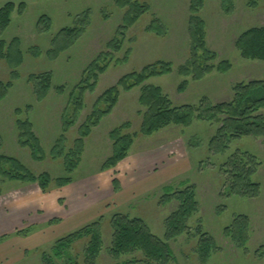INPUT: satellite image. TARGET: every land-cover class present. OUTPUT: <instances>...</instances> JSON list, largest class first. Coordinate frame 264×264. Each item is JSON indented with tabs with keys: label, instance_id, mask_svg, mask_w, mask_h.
Returning a JSON list of instances; mask_svg holds the SVG:
<instances>
[{
	"label": "rangeland",
	"instance_id": "1",
	"mask_svg": "<svg viewBox=\"0 0 264 264\" xmlns=\"http://www.w3.org/2000/svg\"><path fill=\"white\" fill-rule=\"evenodd\" d=\"M138 2L148 10L127 27L124 22L127 10L120 9L115 0H0V8L10 3L14 6L8 26L0 32V42L4 43L2 54L10 55L9 59L0 58V83L9 86L0 100V155L19 161L36 177L41 174H48L51 179L67 177L64 159L49 157L51 148L62 136L64 154L74 150L75 141L80 139L79 130L94 108L104 110L107 106L97 103L100 96L110 88L119 91L111 114L83 139L80 162L69 175L72 187L65 193L66 186L43 192L36 183L7 180L0 175V201L23 190L45 195L48 201L64 195L65 204L70 201L80 204L89 199V210L99 206L110 197L105 173L112 168L105 173L101 171L113 154L109 134L128 124L127 129L120 131L137 137L127 156L152 155L164 158L163 161L177 158L180 163L165 178L163 186L150 187L155 181L146 180L128 198L127 204L107 210L100 217L102 246L95 264H117L131 258L121 255L115 259L108 251L113 215L140 218L153 235L162 239L163 221L179 205L175 200L159 205L167 192L164 188L183 190L186 186L194 188L198 210L187 222L189 232L169 242L174 260L170 264H264V138L241 137L232 141L225 153L210 154L208 143L218 125L200 120H193L187 127L170 126L143 137L139 130L145 109L138 102L140 88L125 92L118 86L122 78L133 72L166 63L170 65L169 74L150 78L144 84L159 87L173 106L194 107L204 98L213 105L231 102L235 86L264 81V62L244 60L236 49L242 33L264 29V0H204L199 16L205 23L206 49L213 55L206 64L215 68L199 81L191 75H180L182 68L192 69V62L202 54L198 50L195 57L192 51L188 30L190 0ZM66 29L80 34L76 40H70L62 33ZM66 42L67 47L60 50ZM18 55L20 63L15 62ZM223 62L229 64L225 73L216 70ZM91 74L98 75L97 80ZM46 79L49 90L39 97ZM95 81L94 89H89ZM184 81L187 86L180 93L178 87ZM81 90L84 91L80 93ZM256 115L264 118V108L256 111ZM17 121L31 124L44 154L42 160H34L28 146L21 145ZM236 151L254 155L261 164L252 176V181L260 185L257 198L229 195V181L219 167ZM1 165L2 170L14 174L10 164ZM159 165L155 164L154 168ZM41 202L54 207L46 200ZM56 209L63 211L60 207ZM239 216H245L249 222L243 248L236 247L224 233ZM92 217L90 211L89 219ZM201 233L211 237L218 250L206 262L196 253ZM87 242L85 237L77 240L68 253L81 262L86 256ZM53 245L40 253H29L18 264H65L66 260L59 261L53 256Z\"/></svg>",
	"mask_w": 264,
	"mask_h": 264
},
{
	"label": "trees",
	"instance_id": "2",
	"mask_svg": "<svg viewBox=\"0 0 264 264\" xmlns=\"http://www.w3.org/2000/svg\"><path fill=\"white\" fill-rule=\"evenodd\" d=\"M225 1V0H224ZM230 1V0H229ZM204 0H190L188 19V30L192 42V51L197 56V51L201 50V56H197L192 62V69L185 67L180 71V75L192 76L193 80L199 81L204 75L209 74L215 67L209 66L206 62L213 55L206 49L205 23L199 16L203 8ZM120 9H126L124 22L127 27L132 26L138 18L143 15L148 7L138 0H115ZM228 4V3H227ZM13 4H6L0 8V32H2L10 22V12ZM20 9L22 4H20ZM230 5L228 4V8ZM48 20V19H47ZM153 29V28H152ZM151 30V27H150ZM70 40H76L80 32L76 30H62ZM68 42L60 50H64ZM4 43L0 42V58L9 59V53L2 54ZM236 49L244 60L264 62V29H250L242 33L237 42ZM16 63H20L19 55ZM229 64L220 63L216 70L221 73L227 72ZM104 69H100L103 72ZM170 65L158 63V65L148 66L140 72H133L118 82L125 92L131 91L135 87L140 88L139 105L145 111L142 114L140 125V135L150 137L170 126L187 127L193 120H200L218 125L213 138L208 143L210 154H223L229 145L235 139L241 137L264 138V118L256 115V111L264 108V81H253L248 84H239L233 89V100L219 104H211L207 99H202L197 106L175 107L172 102L163 95L161 89L152 85H145L144 82L153 77L163 76L170 73ZM94 80L98 75L91 74ZM96 81L88 88L93 90ZM187 82L184 81L179 87L178 92L185 91ZM49 81H43L40 87L39 97H44L49 90ZM9 86L0 83V100L7 93ZM84 91V90H83ZM82 90L80 93L83 92ZM119 91L117 88L108 89L100 96L97 103H104V110L95 109L88 118L86 124L80 128V139L75 141V149L64 154V138L60 136L49 152L52 160L63 158L68 176L65 178L51 179L48 174L34 176L22 164L6 156L0 155V175L7 180H17L25 183H36L41 191L46 192L51 187L62 188L72 183L69 176L73 173L80 162L85 139L100 121L111 114L117 105ZM19 138L21 145L28 146L34 160H42V150L38 139L32 132L31 124L28 122L17 121ZM128 124L119 129L113 130L110 134L112 141L113 154L105 161L101 171L116 167V165L127 157V154L134 143L136 134H123L120 130L127 129ZM40 155V156H38ZM2 163L10 164L14 174L2 170ZM257 158L242 151H236L230 154L223 164L219 167L222 176L229 181V195L245 197L248 199L257 198L260 194V185L252 181V176L260 167ZM188 185V184H187ZM114 188H117V181H113ZM184 186L183 184L181 187ZM165 194L159 200V205H164L172 200L179 203L178 208L163 221V238L153 235L144 221L136 217H128L123 214H115L110 219L111 240L108 251L118 259L121 255H131L126 261L117 264H170L173 262L172 250L169 242L175 240L180 235L187 234L189 227L187 222L198 210V202L195 199L194 188L186 186L183 190H173L164 188ZM101 220L99 218L88 225L56 240L51 247V252L55 259L65 261V264H95L97 255L102 246ZM248 219L245 216H239L234 219L231 226L225 228L224 233L230 236L231 241L238 248H243L248 238ZM28 231L18 232L25 236ZM200 233V231H198ZM87 238L85 252L86 256L81 262L73 258L68 250L71 245L81 238ZM218 252L213 239L207 234L201 233L197 243L199 258L206 262L211 254ZM53 264V263H51Z\"/></svg>",
	"mask_w": 264,
	"mask_h": 264
},
{
	"label": "crops",
	"instance_id": "3",
	"mask_svg": "<svg viewBox=\"0 0 264 264\" xmlns=\"http://www.w3.org/2000/svg\"><path fill=\"white\" fill-rule=\"evenodd\" d=\"M163 159L152 155H129L116 167L105 170L106 173L103 171L109 187L107 195L110 197L108 202L104 200L105 203L100 202L99 206L90 210L89 199L80 204L75 201L65 204L62 200L64 195L48 201L45 195L23 190L11 198L6 196L0 201V264H18L29 253H40L56 240L99 219L107 210L127 204L128 198L137 191L139 185L147 183L146 180L155 181L150 187L155 188L156 184L163 186L165 178H169L172 170L180 163L177 158L171 161ZM155 164L160 165L154 168ZM113 181H117V188H114ZM70 187L72 186L67 185L63 189L64 193ZM42 200L54 207L45 206ZM58 205L63 209L62 213L56 209L59 208ZM52 209L56 212L53 213ZM90 211L93 216L91 219ZM22 230H27L28 233L25 236L18 234Z\"/></svg>",
	"mask_w": 264,
	"mask_h": 264
}]
</instances>
